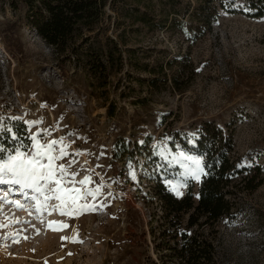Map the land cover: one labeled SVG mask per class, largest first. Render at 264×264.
Returning a JSON list of instances; mask_svg holds the SVG:
<instances>
[{
	"label": "rangeland",
	"instance_id": "obj_1",
	"mask_svg": "<svg viewBox=\"0 0 264 264\" xmlns=\"http://www.w3.org/2000/svg\"><path fill=\"white\" fill-rule=\"evenodd\" d=\"M232 2L233 8L244 3ZM111 5L102 26L122 56L99 77L82 67L81 57L55 53L25 26L22 12L0 2V117L6 128L25 131L22 137L0 132V145L30 146L32 133L42 143L63 138L68 155L59 163L70 164L77 181L89 176L88 188L103 185L95 200L82 201L95 210L75 217L37 214L34 202L14 191L8 199L24 207L0 206V225H7L0 227V264H153L149 207L141 201L151 184L144 158L156 151L168 162L170 190L169 181L181 195L188 184L196 190L200 180L187 174L195 166L180 154L202 158L191 142L184 148L176 139L169 149L165 141L176 132L193 134L202 120L232 122L234 154L261 166L262 182L246 195L243 210L220 223L223 263L264 264V16L218 7L217 18L206 23L195 15L194 0ZM118 138L129 149L140 146L126 163L113 155ZM9 187L17 186L0 185V196ZM51 221L69 227L53 231ZM77 233L79 243L61 240ZM9 234L18 242L3 239Z\"/></svg>",
	"mask_w": 264,
	"mask_h": 264
},
{
	"label": "trees",
	"instance_id": "obj_2",
	"mask_svg": "<svg viewBox=\"0 0 264 264\" xmlns=\"http://www.w3.org/2000/svg\"><path fill=\"white\" fill-rule=\"evenodd\" d=\"M232 1L194 0L193 8L195 15L201 16L206 23L217 18L218 7L251 18L264 16V0H243L239 8H233ZM0 2L13 12H22L25 26L55 53L81 57L82 67L93 75L106 76L114 60L121 59L119 43L107 36V27L102 26L110 17L106 7H112V0ZM231 124L202 120L193 134L176 132L165 141L169 149L175 148L176 139L184 148H189L187 142H191L207 173L201 176L196 190L188 184L181 196L172 192L166 183L170 178L165 169L168 162L156 151L144 158L143 165L148 168L151 184L141 192V201L149 207L147 223L155 254L153 264H224L220 223L234 220L243 210L246 195L262 182L261 166L252 160L246 163L234 154L235 128ZM12 128L19 136H24L25 131L18 130L16 124H12ZM128 145L122 138L116 139L114 157L126 163L133 153L140 152L137 143L131 149Z\"/></svg>",
	"mask_w": 264,
	"mask_h": 264
},
{
	"label": "snow or ice",
	"instance_id": "obj_3",
	"mask_svg": "<svg viewBox=\"0 0 264 264\" xmlns=\"http://www.w3.org/2000/svg\"><path fill=\"white\" fill-rule=\"evenodd\" d=\"M12 119L18 118L12 117ZM25 123L29 125L39 124L40 121H25ZM42 131L45 136L49 135L47 129ZM0 132H13L11 128L5 127L2 117H0ZM12 139H16V134L13 133ZM29 140L30 146L21 143L11 151L0 145V185L17 186L16 189L9 187L3 196H0V206L9 203L16 208L22 209L24 204L20 200L8 199L14 191H17L20 196L34 202L33 207L37 214L42 211H50L58 212L60 215L67 217H75L82 212L94 211L95 205L82 201H85L88 197L95 200L101 195L103 185H97L94 189L88 188L87 185L91 183L89 176H84L83 179L77 181V173L69 170L70 164L59 163L68 155L67 145L64 144L63 138L59 140L52 139L47 143H42L37 133H32ZM55 145H62L57 154H54L56 152L54 149ZM180 155L183 159L191 161L195 166L187 173L188 175L198 181L201 176L207 175L200 159L184 156L183 153ZM129 174L135 178L134 172ZM168 183L177 196L181 195L177 190L179 185H174L171 181ZM77 184L84 187H77ZM26 190H29L31 195ZM18 222L12 221V223ZM6 226L0 225V227ZM47 226L53 231L69 227V225L57 221H51ZM3 239H12L14 242H18L19 238L15 234H9ZM61 240L72 243L81 242L78 233L71 238L62 236Z\"/></svg>",
	"mask_w": 264,
	"mask_h": 264
}]
</instances>
